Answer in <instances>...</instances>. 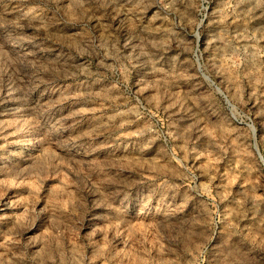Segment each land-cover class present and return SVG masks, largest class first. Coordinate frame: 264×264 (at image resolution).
Listing matches in <instances>:
<instances>
[{
	"label": "rangeland",
	"instance_id": "1",
	"mask_svg": "<svg viewBox=\"0 0 264 264\" xmlns=\"http://www.w3.org/2000/svg\"><path fill=\"white\" fill-rule=\"evenodd\" d=\"M0 264H264V0H0Z\"/></svg>",
	"mask_w": 264,
	"mask_h": 264
}]
</instances>
